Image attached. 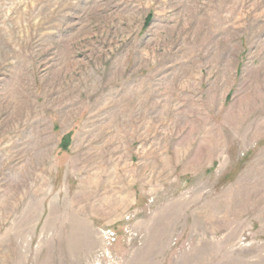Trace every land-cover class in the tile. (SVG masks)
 I'll use <instances>...</instances> for the list:
<instances>
[{
	"label": "rangeland",
	"instance_id": "rangeland-1",
	"mask_svg": "<svg viewBox=\"0 0 264 264\" xmlns=\"http://www.w3.org/2000/svg\"><path fill=\"white\" fill-rule=\"evenodd\" d=\"M0 264H264V0H0Z\"/></svg>",
	"mask_w": 264,
	"mask_h": 264
}]
</instances>
